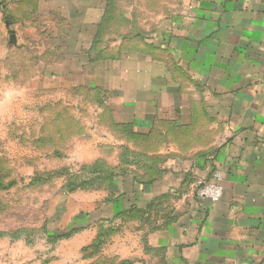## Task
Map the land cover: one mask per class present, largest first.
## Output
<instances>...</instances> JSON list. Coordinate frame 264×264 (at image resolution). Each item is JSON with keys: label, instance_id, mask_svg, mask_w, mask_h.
<instances>
[{"label": "crops", "instance_id": "obj_1", "mask_svg": "<svg viewBox=\"0 0 264 264\" xmlns=\"http://www.w3.org/2000/svg\"><path fill=\"white\" fill-rule=\"evenodd\" d=\"M144 11L107 68L121 92L102 98L130 212L116 264H264V0H145ZM216 171L221 198H200Z\"/></svg>", "mask_w": 264, "mask_h": 264}, {"label": "rangeland", "instance_id": "obj_2", "mask_svg": "<svg viewBox=\"0 0 264 264\" xmlns=\"http://www.w3.org/2000/svg\"><path fill=\"white\" fill-rule=\"evenodd\" d=\"M113 3L97 35L103 0H0V264H116L127 242L125 187L96 167H115L120 136L102 98L119 88L113 57L149 14L145 0Z\"/></svg>", "mask_w": 264, "mask_h": 264}, {"label": "trees", "instance_id": "obj_3", "mask_svg": "<svg viewBox=\"0 0 264 264\" xmlns=\"http://www.w3.org/2000/svg\"><path fill=\"white\" fill-rule=\"evenodd\" d=\"M103 1H104V11H103L101 20L98 22V25L101 26V27H100V30L97 32V35H100L102 32H104L106 27L109 26L107 24L108 23L107 21H110V18L112 17V12H114V10H115L113 0H103ZM97 39H98V37H97ZM95 42H96V39L94 40L93 43H95ZM96 167L100 168V170L98 172H103V171L104 172H111V173H109L107 175H100L98 178H102V177L103 178H106V177L107 178H111L108 182H110L112 184L111 186H112L113 189L117 188L115 186L116 180H115V178H113L114 170L116 172L115 167H113L114 169L111 167V169L108 170L107 166L105 165V167H104L102 163H96ZM88 172H92V168L91 169L89 168ZM119 197L122 198V193L119 194ZM121 203L123 204V202H121ZM125 210H129V209H125ZM122 212H124V211H122Z\"/></svg>", "mask_w": 264, "mask_h": 264}, {"label": "built area", "instance_id": "obj_4", "mask_svg": "<svg viewBox=\"0 0 264 264\" xmlns=\"http://www.w3.org/2000/svg\"><path fill=\"white\" fill-rule=\"evenodd\" d=\"M214 181H207L203 182L198 188H197V195L200 198H204L207 200H210L212 202L218 201L223 193V188L221 185V173L219 171H216L214 173Z\"/></svg>", "mask_w": 264, "mask_h": 264}]
</instances>
